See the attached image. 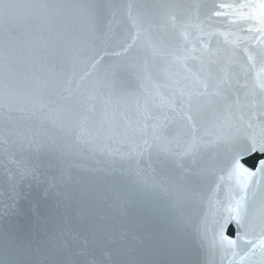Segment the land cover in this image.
I'll return each instance as SVG.
<instances>
[{
	"label": "water",
	"instance_id": "1",
	"mask_svg": "<svg viewBox=\"0 0 264 264\" xmlns=\"http://www.w3.org/2000/svg\"><path fill=\"white\" fill-rule=\"evenodd\" d=\"M55 2L95 6L97 43L116 50L121 40L130 42L135 35L126 7L131 4L133 13L139 10L149 18L151 43L165 55L153 56L142 34L143 47L113 58L125 65L133 63L132 57L146 58L150 75L127 68L113 83L112 104L106 107L79 93L61 100L59 89L41 87L62 80L66 54L91 39L97 21L87 9H69L54 38L38 31L24 12L13 25V41L0 30V50L10 43L19 53L16 95L11 108L8 102L0 107V264H230L231 254L212 246L214 219L222 211L208 216L205 234L207 205L186 203L177 193L180 177L213 169L205 173L210 179L202 191L215 190L226 204L229 183L216 176L223 150L200 147L195 156L184 155L190 136L187 126L176 124L173 109L201 90V79L225 81L220 96L200 105L198 137L210 141L213 136L206 133L215 131L226 103L236 114L237 99L240 105L252 101L251 89L264 65V36L254 30V22L234 13L246 14L250 10L240 6L259 0ZM163 2L181 6L177 20L192 25L186 36L160 21L153 6ZM216 11L226 15L216 16ZM178 57L184 59L178 62ZM85 70L79 68L77 76ZM30 140L35 144L30 146Z\"/></svg>",
	"mask_w": 264,
	"mask_h": 264
},
{
	"label": "snow or ice",
	"instance_id": "2",
	"mask_svg": "<svg viewBox=\"0 0 264 264\" xmlns=\"http://www.w3.org/2000/svg\"><path fill=\"white\" fill-rule=\"evenodd\" d=\"M92 5L62 4L55 0H36L33 3H20L19 0H0V30L4 32L9 42L15 39L13 25L17 22L21 12L26 17L35 21L38 31L48 33L54 38L58 25L63 21L69 9H87L89 15L97 23L90 30L91 39L77 42L72 50L66 54L68 70L63 74L62 80L42 82L41 87L52 90L59 89L58 95L61 100L72 98L77 93L89 100H101L106 107L112 104V85L117 77L127 68H132L142 77L150 75L149 63L146 58L132 57L133 63L125 65L117 63L113 58H126L131 51L143 47L140 43L143 34L149 40L153 56H164V50L151 43L150 29L152 24L141 11L133 13V5L129 4V20L135 29V35L131 41L121 40L119 49H109L103 43L98 44V17ZM156 15L162 23L170 22L171 27L184 31L192 25L177 20V10L181 7L172 3H159L153 6ZM221 8H232L231 5H220ZM250 11L246 14H238L239 19L254 22L255 31L264 36V0L259 4L241 5ZM214 15H226L220 11ZM155 18V17H153ZM145 25H147L145 27ZM253 31V29H249ZM236 44L238 41H231ZM19 53L12 50L11 44L0 50V107L11 101L16 95L15 62ZM260 56L264 59V49ZM251 59V56L249 57ZM184 58H177L179 62ZM105 68L103 74L94 76L100 68ZM79 68L86 69L82 75L77 76ZM260 79L252 86L250 103L240 105L236 100L237 112L232 113V104L226 103V114L216 124L210 141H204L198 137L199 125L196 123L200 117V105L211 96H220L226 82L213 80L211 76L200 80L201 90L189 95L186 99H180L174 107L176 124L180 127L187 126L190 142L186 145L184 155L195 156L200 147H213L222 149L223 158L219 162L220 170L216 173L218 180L229 183V198L226 204L221 205L216 198V191L208 194L202 191V186L208 182L214 170L191 171L189 177H180L177 181V193L186 203H205L209 212L202 222L204 233L208 230V216L215 218L216 212L222 211L219 219H214V236L212 246L222 254H231L233 260L230 264H264V65L260 69ZM216 89L210 92L209 89ZM63 93H67L65 96ZM227 99L226 97H221ZM55 103V101H53ZM148 116L147 107L144 109ZM186 122V125H185ZM158 131L163 132V126H158ZM35 141L30 140L32 146ZM219 188V184L216 185ZM226 232H231L235 238H230ZM243 245V247H242Z\"/></svg>",
	"mask_w": 264,
	"mask_h": 264
}]
</instances>
